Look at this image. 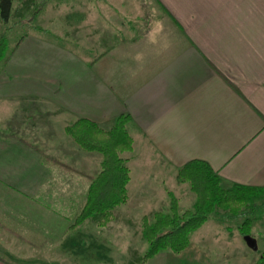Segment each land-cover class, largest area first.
<instances>
[{
  "label": "crops",
  "instance_id": "1",
  "mask_svg": "<svg viewBox=\"0 0 264 264\" xmlns=\"http://www.w3.org/2000/svg\"><path fill=\"white\" fill-rule=\"evenodd\" d=\"M88 1H76L67 29L93 40L92 109L105 102L106 112L75 110L66 86L49 77L11 99L25 105L0 128V264H79L98 238L83 240L84 223L71 229L67 218L83 178L45 159L93 176L85 170L94 158L79 154L64 130L78 119L101 126L116 102L115 119L131 116L130 153L137 149L142 166L161 178L202 160L224 189H264V0H145L122 18L100 16ZM67 115L76 120L68 124Z\"/></svg>",
  "mask_w": 264,
  "mask_h": 264
},
{
  "label": "rangeland",
  "instance_id": "2",
  "mask_svg": "<svg viewBox=\"0 0 264 264\" xmlns=\"http://www.w3.org/2000/svg\"><path fill=\"white\" fill-rule=\"evenodd\" d=\"M76 1L13 0L10 19L5 25L0 24V34H5L9 51L21 38L25 37V40L8 64L0 62V128L8 130L9 124L20 118L16 112L20 114L24 111V103L12 102L11 99L26 94L22 91L29 89L28 84L37 85V82L48 77L66 86L67 104L75 110L92 113L94 116L106 112L102 111L106 107L105 102L97 104L96 110L92 109L91 89L93 84L96 86L98 83L86 67L90 60L97 57L93 40L75 39L73 31L67 29L68 25H75ZM143 1L103 0L99 7L96 1H88L86 5L99 9L100 16L110 14L122 18L127 17L126 13H135L138 6L144 7ZM117 108L116 102L111 112L114 117L103 120L101 127L109 129L113 125L119 113ZM28 111L34 112L31 106ZM75 120L73 115L66 116L68 124ZM66 140L82 156L94 158L88 163L89 170L85 172L96 176L100 171L102 156L80 151L67 135ZM136 151L122 155L131 170L127 204L114 210L112 222L104 228L97 226L99 218L84 222L82 239L89 240L86 235H96L98 238L82 249L78 256L80 259H77L79 264H255L264 254V199H261L255 202L259 209L254 214L256 222L250 236L243 237L238 230L246 215L232 217L227 211L217 209L209 221L191 236V244L184 252L175 254L168 250L144 262L143 257L148 250V244L143 238L144 217L152 220L157 212L168 213L169 192L179 199L181 213L194 208L196 196L188 184L177 181L178 168H169L161 178L154 167L142 166ZM95 159L99 161L98 165H95ZM67 177L74 178L71 174ZM85 184L88 185L82 179L79 188L82 192L76 190V195L82 196L76 198L75 202L71 201L70 210L67 211V218L74 219L73 223L78 216V208L86 199Z\"/></svg>",
  "mask_w": 264,
  "mask_h": 264
},
{
  "label": "trees",
  "instance_id": "3",
  "mask_svg": "<svg viewBox=\"0 0 264 264\" xmlns=\"http://www.w3.org/2000/svg\"><path fill=\"white\" fill-rule=\"evenodd\" d=\"M13 0H0V24L5 25L11 16ZM25 37L9 51L4 33L0 34V62L7 63L20 47ZM130 115H120L109 129L88 119H78L66 126L65 134L84 153L102 156L100 171L96 176H88L67 164L45 159L61 172L81 176L88 183L85 203L71 229L89 219H98L99 227H106L114 218V210L127 204L131 170L128 161L122 157L134 148V140L128 132ZM29 146L25 140H19ZM180 184H188L196 196L194 208L181 213L179 199L169 192L168 213L157 212L152 220L143 219V238L148 250L144 262L155 258L164 251L181 254L191 244V236L201 229L217 209L227 211L232 217L246 215L238 230L243 237L252 234L256 222L255 212L259 209L255 202L264 199V189L234 185L224 189L221 179L205 161L193 160L177 173ZM245 212V213H244ZM253 215V216H252ZM255 264H264V254Z\"/></svg>",
  "mask_w": 264,
  "mask_h": 264
}]
</instances>
